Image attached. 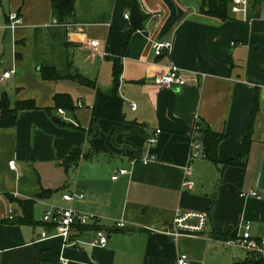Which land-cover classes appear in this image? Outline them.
Masks as SVG:
<instances>
[{
    "label": "crops",
    "instance_id": "1",
    "mask_svg": "<svg viewBox=\"0 0 264 264\" xmlns=\"http://www.w3.org/2000/svg\"><path fill=\"white\" fill-rule=\"evenodd\" d=\"M131 1L75 0L67 25L57 23L51 0H0V100L36 105L20 111L15 126H0V264H178L182 253L190 264H233L248 252L244 257L213 234L234 236L244 222L254 236L264 233V0H247L245 10L243 0H231L227 20L202 14L201 0H137L147 19L123 58L118 94L125 120L97 119L96 88L66 76L75 71L112 91L104 50L111 26L130 25ZM11 11L22 16L15 30L6 28ZM91 39L101 47L92 48ZM155 42L172 47L156 55ZM171 64L188 72V83L158 87L155 76ZM43 67L62 77H44ZM58 94L68 95L75 109L61 108V115ZM252 119L248 155L241 164H225L239 158ZM157 130L158 141L148 145ZM209 130L226 135L220 163L202 155L186 173L192 140L203 143ZM74 148L82 156L67 169ZM147 153L156 159L138 161ZM121 168L129 173L113 180ZM72 191L84 198L65 201ZM251 191L258 196H242ZM20 199L34 200V224L12 222L11 215H23ZM55 206L99 216L107 245L90 244L95 229L69 242L54 237L43 216ZM178 208L208 212L203 234L174 241L160 231Z\"/></svg>",
    "mask_w": 264,
    "mask_h": 264
},
{
    "label": "trees",
    "instance_id": "2",
    "mask_svg": "<svg viewBox=\"0 0 264 264\" xmlns=\"http://www.w3.org/2000/svg\"><path fill=\"white\" fill-rule=\"evenodd\" d=\"M53 6V14L57 23L69 24V17L75 12V0H51ZM231 0H201L200 12L204 15L215 17L221 20L229 19V5ZM135 32V29L130 25L125 28H117L111 26L109 35L106 42V58L112 62L113 71V88L110 92H104L100 88L95 87L96 85L90 80L82 76L80 73H70L67 78L74 79L83 85L91 86L96 88L95 103L92 106V114L95 118H103L114 121H124V103L122 98L118 94V88L120 85V77L123 72V58L125 57L131 36ZM42 74L46 78L58 79L62 76L57 74L55 71L42 68ZM66 100V101H64ZM57 108H66L74 110L75 106L72 99L68 95L58 94L55 97ZM36 105L33 101H18L15 106L12 107L7 96H4L0 100V111L2 113L0 126L4 128L13 127L17 123V117L20 111L33 109ZM258 108V95L255 98V107L253 115ZM253 132V119L248 126L246 136L244 138L240 156L238 159H231L225 164H241L242 159L246 157L250 150L251 137ZM226 137L223 133H217L214 131H207L205 133V139L203 145L205 148V156L212 162L219 164L220 160L218 157V147L221 141ZM82 156V151L78 148H74L64 161V165L68 169L72 165L78 164ZM11 201L15 199L9 195ZM19 205L23 209V215L17 218H12V222L17 224H34L32 216V207L34 204L33 199H20L17 200ZM99 225H85L79 227V233H82L91 229H98ZM214 238L221 240L232 239L234 236H222L219 234H213ZM233 264H264V257L248 253L246 259L237 261Z\"/></svg>",
    "mask_w": 264,
    "mask_h": 264
},
{
    "label": "built area",
    "instance_id": "3",
    "mask_svg": "<svg viewBox=\"0 0 264 264\" xmlns=\"http://www.w3.org/2000/svg\"><path fill=\"white\" fill-rule=\"evenodd\" d=\"M247 6V0H243L244 10ZM245 12V11H244ZM126 19L129 20L130 15L126 14ZM22 22V16L17 11H11L8 14V23L6 28L15 30L20 26ZM67 25H70L67 24ZM89 45L98 49L101 47V41L97 39L89 40ZM172 47L171 42H155L154 49L156 55H162L164 51H170ZM104 55H106V50H104ZM13 70L6 71L4 73V78H8ZM188 83V72L180 68L175 64L168 66L167 70L163 73L157 74L154 78V84L162 88H178L186 85ZM133 109L137 108L135 103L131 104ZM59 113L61 115L65 114V110L59 108ZM161 130H157L152 136L147 139L148 145H153L158 141L159 134ZM203 143L199 139H194L191 142V151L188 157V163L185 167L186 173H190L193 169V164L195 160L200 158L202 155L205 156L203 152ZM156 157L147 153L142 155L138 161L144 163L155 160ZM137 159L132 162L135 163ZM10 164L14 167L15 161H10ZM129 173L128 169H119L114 176L113 180H117L121 175H126ZM184 186H192V182L188 179L184 180ZM243 197L258 196L256 191H251L249 193H242ZM84 194L78 191L67 192L63 195V199L68 202H73L77 199H83ZM13 211L11 210L10 213ZM10 218H14L11 215ZM43 220L49 223L56 231L53 235L54 237L61 238L64 242L72 241V235L79 233V227L85 225H99L100 217L87 213L84 211H79L72 206L59 207L55 206L48 210L44 216ZM209 221V214L206 211H191L183 210L178 208L176 210V215L174 220L167 225H164L160 231L168 235L172 240L178 241L182 237H195L200 236L205 231ZM118 228H124L126 223L124 220H119L116 222ZM96 239L92 240L90 244L92 246H105L108 243V236L105 231L101 228L95 229ZM43 236H46V232H42ZM227 245L238 246L248 253L263 256L264 257V233L259 236H254L251 232V224L249 222H244L239 228V232L234 235L232 239L225 241ZM62 264H66V260H63ZM178 264H190V257L186 253L180 254L178 258Z\"/></svg>",
    "mask_w": 264,
    "mask_h": 264
},
{
    "label": "water",
    "instance_id": "4",
    "mask_svg": "<svg viewBox=\"0 0 264 264\" xmlns=\"http://www.w3.org/2000/svg\"><path fill=\"white\" fill-rule=\"evenodd\" d=\"M132 8L130 12L129 22L130 25L137 30L144 29V22L147 19V16L141 11V7L137 0L131 1Z\"/></svg>",
    "mask_w": 264,
    "mask_h": 264
},
{
    "label": "rangeland",
    "instance_id": "5",
    "mask_svg": "<svg viewBox=\"0 0 264 264\" xmlns=\"http://www.w3.org/2000/svg\"><path fill=\"white\" fill-rule=\"evenodd\" d=\"M236 250L240 251L244 255V257H245V254L247 255V252L245 250L239 248L238 246H236Z\"/></svg>",
    "mask_w": 264,
    "mask_h": 264
}]
</instances>
